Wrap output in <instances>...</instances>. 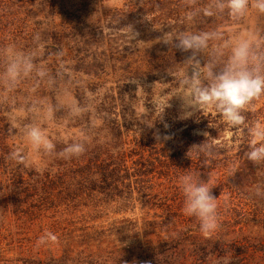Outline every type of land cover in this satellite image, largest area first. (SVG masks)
<instances>
[{"label": "rangeland", "instance_id": "obj_1", "mask_svg": "<svg viewBox=\"0 0 264 264\" xmlns=\"http://www.w3.org/2000/svg\"><path fill=\"white\" fill-rule=\"evenodd\" d=\"M30 1L18 17L17 44L8 48L0 75L1 127L8 126L9 144L18 153L8 169L23 167L25 172L23 184L17 177H0L1 241H35L50 232V221L26 216L33 193L29 189L37 180L34 173L46 169L39 163L48 151L32 146L27 136L31 128H39L51 143L59 137L69 146L88 138L93 145L97 134L108 133L109 122L118 117L131 132H154L160 143L168 141L170 131L179 133L198 115L219 110L211 102L201 103L196 89L215 82L240 43L247 44L250 61L244 62V69L258 65L264 52L260 46L252 50L264 37V11L255 0H248L242 15H233L227 0L197 1L194 11L182 15L146 14L137 5L142 0ZM181 36L206 40L184 49L178 46ZM231 137L227 131L225 140ZM14 193L24 202L20 210L3 206L4 198ZM138 209L136 216L144 215ZM142 222L136 225L139 234ZM65 223L59 221L62 227ZM114 226V232L127 237L118 250L149 249L143 238H133L134 225ZM54 235L59 239L62 234Z\"/></svg>", "mask_w": 264, "mask_h": 264}, {"label": "trees", "instance_id": "obj_2", "mask_svg": "<svg viewBox=\"0 0 264 264\" xmlns=\"http://www.w3.org/2000/svg\"><path fill=\"white\" fill-rule=\"evenodd\" d=\"M197 1L210 0H142L137 5L146 14L182 15L194 11ZM30 3L0 0V75L8 48L17 44L18 17ZM259 46L262 51L264 37L252 50ZM246 70L264 77V52L258 65ZM188 72L194 78L192 70ZM240 114L244 122L233 127L224 122L220 110L200 114L181 132L170 131V140L161 143L154 132H131L118 117L109 122L108 133L97 134L93 145L86 138L68 146L58 137L39 163L46 169L34 173L37 180L29 189L33 193L26 216L50 221L49 231L62 235L56 242L39 245L38 239L0 240V264H264V158L248 157L257 139L253 129L264 126V93ZM7 128L1 127L0 119V177H17L23 184V167L8 169L16 156ZM227 131L232 132L230 140H225ZM259 143L264 141L255 146ZM76 145L81 152L65 151ZM186 175L210 184L217 198L219 228L209 236L201 233L198 218L183 213ZM17 195L4 198L3 206L22 209L24 202ZM138 208L144 215L136 216ZM139 221L144 224L142 234L136 226ZM78 224L81 228L76 229ZM114 225H134L133 238H143L149 249L118 250L127 237L114 232Z\"/></svg>", "mask_w": 264, "mask_h": 264}, {"label": "clouds", "instance_id": "obj_3", "mask_svg": "<svg viewBox=\"0 0 264 264\" xmlns=\"http://www.w3.org/2000/svg\"><path fill=\"white\" fill-rule=\"evenodd\" d=\"M248 5V0H227L226 6L233 15H242ZM224 5H221L223 7ZM255 6L260 11H264V0H255ZM179 47L189 49L199 47L204 44L206 37L201 36H181L178 37ZM247 44L240 43L233 52L230 65L225 71L215 78V82L208 88H197L196 93L201 103H213L220 110L223 117L231 125H239L244 122V117L240 114L241 109L253 98L264 93V77L253 75L242 67L247 59ZM252 134L253 150L248 153L251 160L264 158V126L259 124L253 129ZM28 139L34 148L43 146L46 149L53 147L52 143L45 137L39 128H31L27 133ZM68 153H79L82 148L79 145L71 146L65 150ZM18 153H14V156ZM21 162L23 157H20ZM182 188L185 196L183 213L186 216H195L200 221V231L203 235L209 236L219 228L217 217V198L211 192L210 184L198 183L191 175L182 177ZM57 241V236L51 232L42 235L37 244L46 241Z\"/></svg>", "mask_w": 264, "mask_h": 264}]
</instances>
